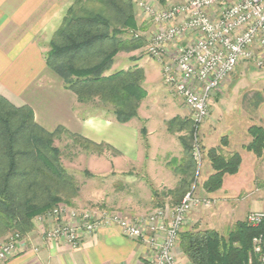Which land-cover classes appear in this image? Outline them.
I'll list each match as a JSON object with an SVG mask.
<instances>
[{
	"label": "crops",
	"instance_id": "crops-1",
	"mask_svg": "<svg viewBox=\"0 0 264 264\" xmlns=\"http://www.w3.org/2000/svg\"><path fill=\"white\" fill-rule=\"evenodd\" d=\"M131 1L134 5L143 1L165 7L185 0ZM74 3L75 0H0V98L16 108L29 107L34 122L50 133L62 128L96 145H107L110 148L106 158L109 165L103 168L104 171L94 173L95 176L115 178V185L119 187L131 184L147 187L150 196L159 193L161 197L156 200L165 203L164 207H172L175 200L168 193L183 178L184 168L180 166L185 156L179 140L184 132H179L178 128L190 120L189 113L181 109L171 118L162 113H152L146 102L154 92V85L162 83L161 66L156 61L152 62L159 68L155 72L156 83H153L150 71L155 67H145L148 62L145 59L133 61L128 57L119 68L115 58L107 75L134 68L143 70V89L147 97L141 102L137 117L126 124H119L112 113L109 116L95 112L87 114L76 96L64 87L62 79L46 65L50 44ZM135 12L139 29L138 21L143 26L144 18L138 9ZM226 86L224 84L223 89ZM257 98L248 104L254 110L249 106L243 108L241 104L236 109L237 114L215 110L210 121L201 126L204 155L222 145L224 152L239 153L241 164L236 175L224 177L222 188L216 193L207 194L201 188L203 196L213 201V208L202 213H195L198 210L192 212L188 222L191 227H184L182 231L213 230L223 235L236 222L246 220L249 214L264 212V153L257 158L245 151V146L251 142L248 129L253 126L264 128L260 97ZM230 100L221 97L215 106L220 110L221 105H227ZM146 108L148 110L144 114ZM224 108V112L229 110ZM231 111L235 110L232 108ZM173 119L177 120L178 128L175 130L168 128ZM103 158L105 156L100 155L95 160L100 162ZM205 162L200 186L213 173L209 161ZM100 165L103 164L100 162ZM244 191H247L246 198H240ZM26 235L25 252L4 264H147L152 258V252L145 244L123 238L116 228L100 229L75 249L64 243L44 241L34 225ZM174 253L180 264H190L179 242Z\"/></svg>",
	"mask_w": 264,
	"mask_h": 264
},
{
	"label": "trees",
	"instance_id": "trees-1",
	"mask_svg": "<svg viewBox=\"0 0 264 264\" xmlns=\"http://www.w3.org/2000/svg\"><path fill=\"white\" fill-rule=\"evenodd\" d=\"M137 27L131 0H75L46 57L47 67L62 79L78 103L99 100L112 109L119 124L136 118L147 97L142 69L107 75L118 53L144 42L132 36L125 38ZM176 122L171 120L168 128L172 130ZM181 124L178 131L188 136L179 138L185 155L180 168L184 169L179 185L168 193L175 200L173 206L191 190L196 169L191 156L192 123ZM61 134L88 152L102 154L104 145L62 128L50 133L34 122L29 107L16 108L0 98V241L12 233H30L35 217L59 204L70 205L77 185L61 166V151L53 146V140ZM248 134L251 142L245 151L261 158L264 128L253 126ZM222 140L225 142V138ZM207 159L213 173L201 187L213 194L222 188L226 175L238 173L241 157L237 152H224L221 145L210 149ZM255 239L260 240L256 247ZM179 247L190 264H264V219L257 227L249 226L246 220L236 222L226 235L213 230H186L179 234Z\"/></svg>",
	"mask_w": 264,
	"mask_h": 264
},
{
	"label": "built area",
	"instance_id": "built-area-1",
	"mask_svg": "<svg viewBox=\"0 0 264 264\" xmlns=\"http://www.w3.org/2000/svg\"><path fill=\"white\" fill-rule=\"evenodd\" d=\"M137 9L152 27V33L146 36L147 56L161 65L164 86L190 112L191 156L198 177L203 164L198 131L210 116L213 92L241 64L255 61L258 69H264V0H185L165 7L138 2ZM141 34L139 30L131 32L135 39L143 38ZM258 51L262 52L261 60L256 59ZM212 206V200L196 197L192 189L179 204L141 218L59 204L35 217L33 225L44 241L64 243L73 249L100 229L116 228L123 238L140 241L149 248L152 258L147 264H180L174 250L188 216ZM263 219L264 212L251 213L246 222L257 227ZM27 242L28 236L20 233L1 240L0 264L24 253ZM259 242L254 240L255 247Z\"/></svg>",
	"mask_w": 264,
	"mask_h": 264
},
{
	"label": "rangeland",
	"instance_id": "rangeland-1",
	"mask_svg": "<svg viewBox=\"0 0 264 264\" xmlns=\"http://www.w3.org/2000/svg\"><path fill=\"white\" fill-rule=\"evenodd\" d=\"M139 2H143V1H139ZM135 6L137 7V5ZM154 6L159 7L158 5H154ZM138 23L140 30L137 29V31L139 30L142 33L141 37L143 38L138 37L136 39H142L144 42L141 43L139 46L137 44L127 46L125 48V51L118 53L117 56L115 57L117 59L116 61L117 68H119L121 66L122 61L124 62L128 57L133 61L145 59L146 61L149 62V63L147 62V65H145V67H149L148 65L155 67L154 71L152 72L150 71V77H151L150 81L156 83L155 77H156V73L159 70L158 66L160 64L158 62H155L150 57H148L145 50L146 36L152 33V27L151 25H148L146 22L145 23L141 22L143 26H140L139 21ZM130 36L131 34L126 35L125 38L128 39L130 38ZM258 55L259 56L256 59L261 60V58H263L262 52L258 51ZM152 62H155L158 66ZM224 84L225 85L227 84L229 88L226 86L227 88L223 89ZM232 84L233 87H230V85ZM236 84L239 85L236 86ZM154 86H155L154 92H151L150 94L151 97L149 98L148 102H146L148 105V109L152 113L155 114L162 113L165 114L166 118H171L175 113L180 112L181 109H183L184 111L185 110L187 111L186 113L190 114V112L184 106L182 100H180L172 90L166 88L163 82L162 83L159 82ZM221 97L222 99L223 97L231 98L232 101L230 100V103H226L228 106L225 104H223L224 106L221 105L219 110L215 106V104L221 99ZM257 97H260L259 102L261 103L259 104H261L262 106L261 113L264 117V69H258L255 65V61L252 63L239 65L234 71V73L229 77H227L221 83L219 88L213 92L212 105L209 111L210 116L203 123V125L208 121H210V118L212 114L215 112V110H217L218 113L232 112L233 114H237L236 109L240 107V104L243 108L248 107L249 101L258 100ZM255 103H258V101ZM80 105L85 109L87 114H93L95 112V113L106 114L109 116V114L112 113V109L109 106L100 102L99 100H92L90 102L80 103ZM230 105L231 107L229 108ZM249 107L252 108V106ZM223 108L225 110L226 108L229 110H226L224 112ZM232 108L235 111H231ZM148 109L146 108L145 111H143V113L145 114V112H147ZM251 110L254 109L252 108ZM176 126L177 125L175 124V126L172 127L173 130L178 128ZM200 129L198 131V138L202 143V133H200ZM182 135L185 136L187 134L184 133ZM53 146L61 151V157H60L61 166L70 176L74 178L77 185L76 194L74 195L73 198H71L70 205L64 203L70 208L77 210H90V211L110 210V211L118 212L119 214L122 213L121 215L124 218L135 219V218L148 216L154 213L155 210L164 207L165 203L160 202V200H156L157 197L158 199H160L161 197L160 194L157 193L156 196L153 197L150 196L147 187H143V186L140 187L138 185H132V184L127 187H119L115 185L116 184L115 181H117V179L115 178L109 179L108 177L104 178L105 176H98V177L95 176L96 172H99V170L104 171V169H106V167L109 165L108 161H106V158L108 159L109 157L110 148L107 145L103 146L102 154L93 152L94 150H92L91 153L85 150L82 146L74 144L73 139H71L67 135L61 134L58 135L53 140ZM100 155L105 156V158L99 160L103 165H100V162H96L95 160L96 158H99ZM203 161H204L203 168L201 169L198 177L196 176V169H195V177H194L195 179L194 182H191L192 185L191 190L194 189L195 194L197 192L196 197L198 198L210 199L207 198L206 196H203L204 193L201 192L202 187L200 186L201 180L204 176L203 171H204V165L206 163L205 161H208L207 156L204 155V153H203ZM87 174H89V176ZM243 190L245 189L243 188ZM246 192L240 198H246L245 197V195L247 194ZM211 209H207V210L201 209V211L198 210L195 213L207 212ZM189 217L190 215L188 216V220ZM185 227L189 228L191 226L190 224H188ZM181 232L183 231L181 230ZM223 235H226V233Z\"/></svg>",
	"mask_w": 264,
	"mask_h": 264
}]
</instances>
